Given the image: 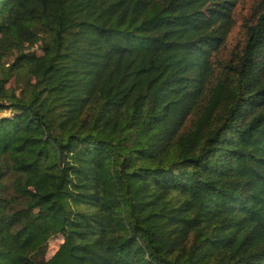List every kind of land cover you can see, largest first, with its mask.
<instances>
[{
  "label": "trees",
  "instance_id": "16d2710c",
  "mask_svg": "<svg viewBox=\"0 0 264 264\" xmlns=\"http://www.w3.org/2000/svg\"><path fill=\"white\" fill-rule=\"evenodd\" d=\"M238 1L0 0V264H264V6L212 61Z\"/></svg>",
  "mask_w": 264,
  "mask_h": 264
},
{
  "label": "rangeland",
  "instance_id": "374dc122",
  "mask_svg": "<svg viewBox=\"0 0 264 264\" xmlns=\"http://www.w3.org/2000/svg\"><path fill=\"white\" fill-rule=\"evenodd\" d=\"M264 6V0H239L236 7L233 10L234 26L228 34L224 44L214 52L212 61L214 65V79L219 76L225 69V66L236 59L241 53L246 43L247 25L253 21L257 14L262 10ZM40 52V50H39ZM12 55L5 58L6 64L11 62ZM216 76V77H215ZM8 87L17 88L19 84L15 77H12L8 83ZM230 105L229 100H225L224 104L218 111V118L220 119L225 115L226 110ZM11 112L5 110L2 112L4 115H10ZM1 114V113H0ZM13 179V175L10 174L6 178V184L10 183ZM10 194V192H9ZM63 241L62 235H56L52 237L48 244L45 257L51 258L58 250L60 244Z\"/></svg>",
  "mask_w": 264,
  "mask_h": 264
}]
</instances>
